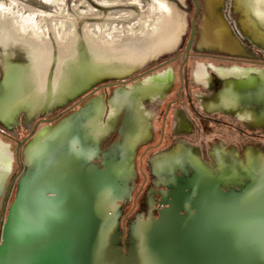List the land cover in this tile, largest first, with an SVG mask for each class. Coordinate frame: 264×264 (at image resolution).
I'll list each match as a JSON object with an SVG mask.
<instances>
[{
	"label": "flooded vegetation",
	"instance_id": "af4514ba",
	"mask_svg": "<svg viewBox=\"0 0 264 264\" xmlns=\"http://www.w3.org/2000/svg\"><path fill=\"white\" fill-rule=\"evenodd\" d=\"M189 2L187 33L171 56L32 121L22 114L12 131L0 125L8 156L0 172L2 224L28 171L27 149L61 126L82 138L93 163L110 166V178L126 188L120 246L129 247L139 225L144 230L175 215L190 217L198 232L204 216L251 217V224L225 226L222 238L257 242L256 234L264 233V224L253 220L264 216V48L241 28L236 0L226 1L223 17L240 51L198 47L201 0L189 48L196 15ZM209 231L203 229V237Z\"/></svg>",
	"mask_w": 264,
	"mask_h": 264
},
{
	"label": "water",
	"instance_id": "95a60500",
	"mask_svg": "<svg viewBox=\"0 0 264 264\" xmlns=\"http://www.w3.org/2000/svg\"><path fill=\"white\" fill-rule=\"evenodd\" d=\"M192 2L196 15L189 48L199 13L198 0ZM80 56L85 60L83 69L66 78L69 85L56 101V110L98 85L136 74L107 71L95 60L89 61L85 50ZM0 68V125L12 131L31 108L18 102V73L3 67L1 58ZM48 108L41 114L48 113ZM84 146L82 138L60 126L39 135L27 149L28 171L3 224L0 214V264H264V239L250 244L222 238L225 226L239 224V217L232 215L201 217L196 223L199 232L190 228L194 223L190 217L175 215L149 223L146 233L139 225L129 247L120 246V204L126 188L110 178V166L101 170L95 165L94 155ZM3 189L1 184L0 195ZM203 229L210 230L206 238Z\"/></svg>",
	"mask_w": 264,
	"mask_h": 264
},
{
	"label": "bare ground",
	"instance_id": "6f19581e",
	"mask_svg": "<svg viewBox=\"0 0 264 264\" xmlns=\"http://www.w3.org/2000/svg\"><path fill=\"white\" fill-rule=\"evenodd\" d=\"M201 1L198 47L237 54L241 47L223 17L227 0ZM173 7L165 0H0V58L18 73V102L31 108L28 121L47 107L56 110L66 78L83 69V50L107 71L128 75L174 54L188 16ZM236 9L243 31L264 48V0H236ZM6 157L0 144V172Z\"/></svg>",
	"mask_w": 264,
	"mask_h": 264
},
{
	"label": "rangeland",
	"instance_id": "374dc122",
	"mask_svg": "<svg viewBox=\"0 0 264 264\" xmlns=\"http://www.w3.org/2000/svg\"><path fill=\"white\" fill-rule=\"evenodd\" d=\"M168 4H170V5H173L174 7V11H175V13L177 12V11H183V12H186V14H187V16L189 17V14H190V11H191V5H190V2H189V0H186V2H185V4H182L180 1H178V0H165ZM234 12H236V11H234ZM237 13V12H236ZM240 17V16H239ZM239 20H241V17H240V19ZM247 220V221H246ZM253 220H256V222L258 223V224H264V216H259V217H256V218H253ZM239 223L241 222V223H248V224H251V217H244L243 218V221H238ZM248 234L249 235H252V233L251 232H248ZM256 237H257V239H256V241H262V239H264V233L262 234L261 233V235H258V234H256ZM250 241H252V240H250ZM254 243H256L254 240L252 241V242H250V244H254ZM259 246L261 245V244H258Z\"/></svg>",
	"mask_w": 264,
	"mask_h": 264
}]
</instances>
